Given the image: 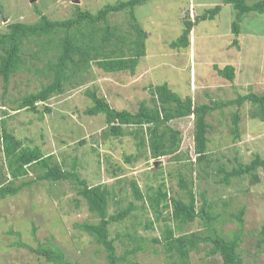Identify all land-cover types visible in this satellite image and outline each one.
I'll list each match as a JSON object with an SVG mask.
<instances>
[{"label": "rangeland", "instance_id": "obj_1", "mask_svg": "<svg viewBox=\"0 0 264 264\" xmlns=\"http://www.w3.org/2000/svg\"><path fill=\"white\" fill-rule=\"evenodd\" d=\"M118 1L0 0V32L7 31L12 22L34 23L40 13L52 20H63L72 17L78 8L96 13ZM255 1L258 0L247 3ZM218 4L222 7L214 19L201 21L194 27L188 48L171 47L170 43L181 35L185 19H193ZM135 15L148 37L145 55L133 74L129 70L106 72L93 61L82 80H73L74 86L66 84L63 93L39 102L37 111L18 109L19 103L23 96L37 92L52 80L47 67L57 53L60 34L45 52L39 49L44 39L26 38L21 70L12 75L7 88L0 76L2 126L24 145L40 146L46 156L55 155L62 168L72 170L75 166L90 185H106L110 190L108 214H116L131 202L138 207L125 220L110 224L117 255L125 256L118 264H180L166 250L163 240L166 225L173 226V220L165 219L171 215V209L161 205L158 213L149 197L162 187L169 196L187 201V188L181 185V177L188 188L194 189L198 209L204 199L212 205L216 216L212 224L219 234L229 237L230 232L238 230L237 215L244 210L239 254L244 264H264V168L259 167L254 176L233 177L229 183L223 180L225 173L220 171L221 167L231 170L249 163L256 156L264 158V120L252 118L255 105L246 102L228 106L207 116L208 160L201 163H196L193 116L167 124L181 132L179 148L154 159L146 132H140V138L146 137L143 146L137 145L139 138L134 134L126 133L134 127H126L122 136L105 138L106 115L85 113L93 105L86 94L88 89L104 96L114 109L132 112L138 110L143 100L153 105L150 88L162 83H168L182 98L192 97L197 104L225 101L250 91L263 93L264 14L251 12L245 16L239 46L231 44L235 38L231 32L233 6L223 0H149L136 6ZM108 21L119 27L113 28V42L119 38L126 56L133 54L136 46L130 41L136 33L129 14L113 12ZM214 64L220 68L234 65L235 79L219 76ZM236 113L239 120L235 125ZM2 145L0 139V186L11 179ZM29 170L24 179L34 180L40 169ZM134 181L143 191L142 200L133 195ZM19 182L16 180L15 185ZM98 220L70 181H38L16 195L0 196V264H53L18 245L20 240L32 247L58 246L71 262L108 264L105 249L78 226ZM148 223L153 226L146 228ZM192 232L207 236L210 231L198 217L176 230L175 235ZM134 234L137 240L132 241L129 236ZM157 238L161 240L155 241ZM213 246L210 241L199 243L190 253V264H224L219 253H212ZM134 247H138L136 252H126Z\"/></svg>", "mask_w": 264, "mask_h": 264}, {"label": "trees", "instance_id": "obj_2", "mask_svg": "<svg viewBox=\"0 0 264 264\" xmlns=\"http://www.w3.org/2000/svg\"><path fill=\"white\" fill-rule=\"evenodd\" d=\"M149 0H120L113 4H107L100 8L96 13L89 10L78 8L74 15L63 20H52L47 15L40 13V18L34 23L12 22L7 26V31L0 32V76L4 87L7 88L12 75L21 70L25 63L23 56V44L26 38H40L39 49L47 51L55 42V36L60 34L57 44V53L49 60L47 67L51 73L52 80L45 84L40 90L28 93L21 99L18 109H30L37 111L39 102H46L55 94H61L65 90L66 84H73V80L85 76L90 69V64L96 61L100 68L106 72H116L129 70L135 72L140 58L145 55V41L148 33L138 22L135 15V8ZM223 3L232 4L234 10V20L231 24V32L235 36L231 44L238 45V36L242 33L241 22L245 16L251 12L264 14V0L255 1L248 4L247 0H223ZM221 4L208 8L204 13L197 15L194 19H185L181 35L170 43L172 48H188L190 46V34L194 27L201 21L214 19L221 10ZM126 11L129 14V21L132 30L136 33L135 39L130 43L136 46L135 52L129 56L120 47L121 40L116 38L113 42V28H119L117 24H110L109 15L113 12ZM121 37V36H119ZM125 43V42H124ZM214 69L219 76L230 81L235 79V66L226 64L220 68L214 64ZM46 71V70H45ZM151 102L143 100L137 111L132 112L127 109H114L104 96H99L96 90L88 89L86 94L93 101V105L85 110L87 115L105 114L107 127L103 130V137H119L124 135L126 127H134L126 133L134 134L139 138L138 146L146 145V137L140 138V132L148 134V146L151 158L158 159L173 153L181 142V132L175 130L167 124L174 119L186 116L194 117V146L197 153L196 163L207 162V147L209 142L208 131L210 124L207 116L217 109L233 105H243L250 102L256 106V110L251 113L252 118L264 120V92L256 93L253 91L247 94H239L236 98L229 100H213L210 103L194 102L192 97L182 98L177 92L173 91L168 83L154 85L150 88ZM51 111V108H47ZM239 120V114L234 117L235 125ZM0 118V139L9 170L10 180L0 186V196L16 195L25 187H30L38 181H70L73 183L78 193L86 200L88 209L96 215L99 220L95 223L86 222L78 226L94 237L96 242L106 251L108 264H118L125 259V256H118L114 238H111L110 224L125 220L131 212L138 207L133 203L116 214H108L110 190L106 185H90L88 181L80 176V173L73 166L72 170H66L55 161V155L46 156L40 146H26L21 139H18L12 132L2 126ZM237 130V128H236ZM169 133V134H168ZM178 159V158H176ZM264 168V158L256 156L249 163L240 164L231 170L220 168L225 173L223 180L227 183L233 177L254 176L259 168ZM37 170L34 180L24 179L30 173L29 169ZM7 177V176H5ZM22 179V180H21ZM19 180L18 185L15 181ZM181 185L187 188L188 200L169 196L168 192L162 187L158 188L155 196L149 197L150 204L158 213L161 205L171 209V215L165 219L173 220V226L169 224L165 227L163 240L166 250L171 256L176 257L180 264H190V253L199 246L201 242L210 241L214 244L212 253H219L224 264H244L239 254L241 243V228L243 226L242 209L237 215L238 230L230 232V236L219 234L217 228L213 227L212 222L216 216L212 212V205L205 199L198 209L197 199L193 188H188L185 180L181 177ZM133 195L136 199L144 198L143 191L136 181L132 182ZM200 217L208 228L209 235L204 236L196 232L175 235V231L192 223ZM153 226L148 223L146 228ZM137 234V233H136ZM129 236L132 241L137 237ZM19 236L20 234L17 233ZM160 238L155 241H160ZM18 245L28 248L30 251L44 256L48 262L53 264H80L71 262L66 258L63 250L55 245L32 247L26 242L18 241ZM138 247L126 249V252H136ZM138 264V263H135Z\"/></svg>", "mask_w": 264, "mask_h": 264}, {"label": "water", "instance_id": "obj_3", "mask_svg": "<svg viewBox=\"0 0 264 264\" xmlns=\"http://www.w3.org/2000/svg\"><path fill=\"white\" fill-rule=\"evenodd\" d=\"M32 1H35V0H32ZM77 2H79V0H77Z\"/></svg>", "mask_w": 264, "mask_h": 264}, {"label": "clouds", "instance_id": "obj_4", "mask_svg": "<svg viewBox=\"0 0 264 264\" xmlns=\"http://www.w3.org/2000/svg\"><path fill=\"white\" fill-rule=\"evenodd\" d=\"M194 19V18H193Z\"/></svg>", "mask_w": 264, "mask_h": 264}]
</instances>
